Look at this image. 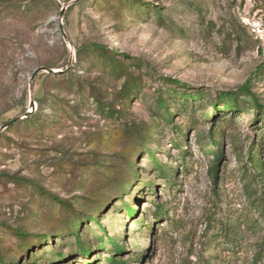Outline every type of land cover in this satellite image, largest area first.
Wrapping results in <instances>:
<instances>
[{
	"label": "rangeland",
	"instance_id": "1",
	"mask_svg": "<svg viewBox=\"0 0 264 264\" xmlns=\"http://www.w3.org/2000/svg\"><path fill=\"white\" fill-rule=\"evenodd\" d=\"M263 63L264 0H0V127L40 102L0 133L4 263L264 264Z\"/></svg>",
	"mask_w": 264,
	"mask_h": 264
},
{
	"label": "trees",
	"instance_id": "2",
	"mask_svg": "<svg viewBox=\"0 0 264 264\" xmlns=\"http://www.w3.org/2000/svg\"><path fill=\"white\" fill-rule=\"evenodd\" d=\"M84 52H94V53H100V52H106L105 49H100V47H98L97 45H91L88 49H84ZM77 55L80 56V54L82 53L80 50L76 51ZM107 58H111L110 55L107 56ZM113 66L118 69V71L123 72V63L121 61H117L113 64ZM264 71V63L262 65H260L259 67L256 68L255 70V74H259L261 72ZM244 96V95H250L249 94V90L247 88L246 85L241 86L240 88H238L236 93H231V94H227L224 95L223 97H221L222 102L221 105L223 106L224 110L230 111V107L227 106V103H225L226 101L223 100H228L229 102H231L230 104H232L233 106L237 107L236 104V99L239 98V96ZM123 99L127 100L129 97V94L123 93L122 94ZM188 99H193L194 96L193 95H189L187 96ZM252 106L254 107V118H253V123H256L257 120L259 119H263L264 120V106L259 105L254 99H252ZM36 104H39V101H35ZM157 110H163V113L159 116L160 119L163 122L169 123V113L165 107V101L163 100L162 96H160L157 100ZM32 116V115H31ZM31 116L26 117V119L31 118ZM8 129V128H7ZM208 142L210 146H214L215 150L210 152V163L208 166V178L209 181L211 183L212 186L215 185L216 183V171H217V166L219 163V160L221 158V154L217 152L216 147H217V142L215 141L214 138V134L212 133H208ZM264 140V138L261 139V141L259 142L262 143ZM248 162L250 165V168L256 171V176L259 177V183L261 184L260 188L264 189V177H263V163L262 160L260 159V154L256 153V152H251L249 153L248 156ZM158 171H160V168H157ZM39 194L41 196H47L49 198H51L54 202H56L57 204H60L61 206H68V203L66 201H61L59 199H57L55 196L50 195L49 193L43 191V189H38ZM262 195L264 196V191L261 192ZM157 212L155 213V217L156 219H162L164 217V215L166 214V210L163 206H157ZM255 211H258V213L260 214L261 218L263 219L264 222V198L261 199V204H258L255 206ZM126 213L131 217L132 213L130 210H126ZM15 234L17 236L20 237H24V233H22L21 230H15ZM84 252V250H82ZM118 248L116 246H114L113 248H111V253L116 254L118 253ZM260 258V257H259ZM109 263L110 264H126L116 258H112L109 259ZM0 264H5L3 261V258L0 255Z\"/></svg>",
	"mask_w": 264,
	"mask_h": 264
},
{
	"label": "water",
	"instance_id": "3",
	"mask_svg": "<svg viewBox=\"0 0 264 264\" xmlns=\"http://www.w3.org/2000/svg\"><path fill=\"white\" fill-rule=\"evenodd\" d=\"M63 14H64V10L62 9V10L60 11V13H59V16L62 17ZM60 31H61V35H62V37L65 39V41H68V39H67L66 35L64 34L62 28H60ZM42 70H44V69L39 68V69H36V70L33 72L32 76H31V78H30V85H31V83H32V81H33V79H34V77L36 76V74H37L39 71H42ZM47 71H48V72H52V71H50V70H47ZM29 109H30V110H29V111H26L22 117L15 118V119H12V120H10V121L4 123V124L0 127V133H2V132L5 131L7 128H9V127H11L12 125H14V124H15L16 122H18L19 120H21V119H23V118H26V117H28V116H31V115L33 114V111L35 110V103H34L33 100H31L30 103H29Z\"/></svg>",
	"mask_w": 264,
	"mask_h": 264
}]
</instances>
